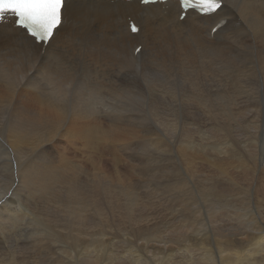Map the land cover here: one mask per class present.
I'll list each match as a JSON object with an SVG mask.
<instances>
[{"label": "bare ground", "instance_id": "1", "mask_svg": "<svg viewBox=\"0 0 264 264\" xmlns=\"http://www.w3.org/2000/svg\"><path fill=\"white\" fill-rule=\"evenodd\" d=\"M180 13L181 10L177 3H168L166 6L152 3L142 6L136 0L114 2L68 0L64 20L47 46L34 43L20 28L0 24V180L4 181V185H0V210L3 212L0 218V264H17L18 262L13 254L16 255L20 242L13 246L14 242L9 241L13 244L10 245L6 240L7 231L18 226L19 214L9 213L11 204L16 198L21 201L26 197V200L41 210H49V208L51 210L52 205L57 207L59 204L60 212L64 215L69 214L73 209L81 218L86 215V208L89 209L88 206L95 203L94 199L92 202L86 197L87 194L84 193L82 186L79 187L75 177L71 174V169L72 171L74 169L66 163L69 161L65 156L67 148L74 146L76 150L80 147L84 154L81 155L82 157H88V155L93 157L95 153L101 155L105 147L109 148L110 143L112 151H115L119 146L131 142V139L140 140L141 134L142 137H147V147L155 151L150 152L149 150L147 154L150 158L155 157L159 162H167L174 158V155L170 154L173 153L174 148H170L171 150L164 148L166 138L163 140L156 136L158 138L148 139V133L139 129L143 119L152 118L158 123V129L185 135L181 139L177 154L194 162L197 153L193 150L199 146L196 142V133L193 136V132L198 127V124L194 123L198 114L194 109L195 105L198 104L200 108H204L209 117H212L214 112L234 113L235 105L238 111L242 109V104L236 96L239 88L247 87L257 77L260 85L264 84V0H223L222 7L212 15H198L190 10L184 19H180ZM128 17L140 25L137 33L130 31ZM222 19H226L225 23L213 34L212 29ZM138 45H142V49L136 54L135 49ZM212 89L214 94H212ZM260 97L259 94L256 100ZM260 100L263 101L262 97ZM263 110L264 107L260 106L253 111L259 116ZM238 113H243V111ZM183 114L185 117L182 116ZM180 121L183 122L181 129H179ZM209 130H211L209 133H212V128ZM55 155H58V159ZM155 158L152 160L156 162ZM243 161V165L247 164L246 160ZM117 173L119 174L114 181L110 182L109 187L106 184L108 187L106 189L112 192L118 183L124 190H128V196H122L120 193L119 196H115L113 193L114 196L106 198L107 204L111 203L115 207L114 210L120 207L121 200H129V203L124 201L127 203L124 206L126 205L125 218L130 221L137 217L136 205L141 198L137 196V190L136 195L133 193L134 190L129 191L131 184L129 178L120 172ZM245 173L248 174L249 171L246 170ZM96 194L94 192L91 195L97 198L98 194ZM261 197L262 200L258 198L260 203L263 201V196ZM98 201L97 199L96 205ZM22 202L20 204H23ZM185 203L184 205L189 207L188 211L198 206L196 200L185 201ZM107 206L106 208L110 207ZM104 207H97L98 209L94 207L95 212L103 213L104 217L106 210ZM209 207L211 209L212 204ZM107 213L106 215H109ZM80 217L78 219H81ZM111 218L114 219V215ZM57 221L59 220L56 219V223ZM255 222L257 223V220ZM77 223L80 222L77 221ZM45 227H47L46 224ZM133 236L140 238L139 235L136 237L134 234ZM143 236L145 237L146 234L144 233ZM147 238L149 239V236L144 239ZM158 239L156 242L153 241L154 238H151L153 242L145 240L146 248L142 246L145 250H148L147 245L157 249L152 253V256H156L153 260L148 262V259L142 257V253L140 255L139 252V255L133 254L139 251L135 249V246H138L136 242L137 244L129 246L128 254L131 253L132 258H127L129 261L119 260L117 264H127V261L136 262V264H154V262L157 264V261H161V264H165L174 261L175 251L185 247V244L176 241L179 248L175 249L174 246L173 248L168 246L172 243V239L171 242H168V239L167 242H159ZM57 241L59 243V240ZM3 242L7 243L6 249L2 248ZM205 243L201 242V245L203 244L201 255L192 252L196 243L194 242L193 246H190V243L180 263L264 264V230L260 232L257 243L254 245L256 247L248 248V250H243L239 244L233 242H219L214 252L209 248H213L212 245L207 247ZM103 244L97 242V246L92 249L85 244L87 251L83 254L79 251L80 256H83L77 257L78 261L75 264L79 261L80 263L77 264H104L103 262L108 260L107 255L99 256L101 253L99 251L105 247L101 246ZM54 245L50 247L48 242L50 248ZM68 246L65 244L63 247L59 246L63 248L61 254L65 257L71 254ZM90 246H92L91 243ZM71 255L73 256V253ZM64 258L58 255L55 264H70V260ZM109 260L115 262L116 258L112 256ZM28 261L30 262L31 259Z\"/></svg>", "mask_w": 264, "mask_h": 264}, {"label": "rangeland", "instance_id": "2", "mask_svg": "<svg viewBox=\"0 0 264 264\" xmlns=\"http://www.w3.org/2000/svg\"><path fill=\"white\" fill-rule=\"evenodd\" d=\"M256 80L249 83L247 87L243 86L239 88V91L237 90L236 92V96L238 97V100H240L239 103L242 104V105L240 104L242 106V109L240 111H243V113H238L240 111H238V107L237 105H235V109H233L234 113L222 112L219 114L217 112H214L212 113V117H209L207 116L206 110L204 108L203 109L202 107L200 108L198 104L195 105L194 109H196L195 111L198 113L195 119L197 120L199 118V120L196 121L194 119V123H196V125L198 124L197 125L198 127L193 132V136H195V133H196V140H197L196 142L199 144V146L193 150L195 153H197V158H195L194 162L186 157H183L177 154V150L181 142V139L185 137V135L181 133L178 134L175 132L172 133V131H165L166 132L165 134L164 131L158 129L159 128L158 123L152 118L146 119V120L143 119L140 123V125L142 126L139 129L140 131H145L146 133H148V139L158 138L156 136H159L162 139L166 138L165 140L163 139L164 145H166L164 148H166L167 150H171L170 148L172 149L174 148L173 153H170L174 155V158L170 159L167 162L165 161L159 162L158 159L155 157L150 158V155L147 154L149 150L150 152H155V151L147 147L148 145V143L146 142L147 137L146 138L142 137L141 134L139 138L140 140L131 139L130 140L131 142H128V144L125 143L124 146H121V147L119 146V148L115 151H112V145L110 143L109 144L110 146H108L109 148L105 147V151L101 153V155L98 153H95L93 154V157H90L89 155L88 157H82L81 155L83 153L80 147L77 148L76 150L74 146H73L74 148L73 147L67 148L65 156L67 160L69 161H67L66 163L67 165L71 166L74 169L73 171L71 169V174L75 177V180L77 181V184L79 185V187L82 186L81 188L83 189L84 193L88 195V196L86 195V197H88V199L92 202L95 201V203L90 204V206H88L89 209L86 208V215L81 218L80 215H78V212H76L73 209H72L73 212L71 211L69 213L72 216H70L69 214H67L68 216L64 215L63 212H60L59 204L57 205L58 208L56 207V205H52V208H51L52 211L50 210V208L49 210L47 209L48 210L47 211L46 209L41 210L33 206L28 200H26L27 199L26 197H24L25 199L24 198L22 199L23 202L22 200L20 201L19 198H16L15 201L11 204L13 207L10 205L11 212L9 213L13 212V213L19 214L17 217L18 226L17 228H14L15 230L9 229V231H7L6 240L9 244L10 242L11 243L14 242V245L10 244L13 246H15L16 244L20 242L19 248L16 249L17 250L16 255L13 254V257H16L17 259L16 261H18L17 264H21L22 261H23L22 264H29V263L31 264L32 262H34L32 264H55L56 257L58 255H61V257L63 258L65 257L64 255L61 254L63 248L62 249L60 248L61 245L63 247L64 244L65 246L69 245L68 248L70 250V253L71 254L73 253V256L70 254V256H67L64 259L67 258L70 260V264H75V262L78 261L77 257L83 256V255L80 256V252H82L81 254H83V252L87 251L85 250L84 245L86 244V246L88 245L89 249H92V247L97 246V242L99 243L101 242V244H103L104 242V244L101 246L103 247L105 246L104 248L102 247L104 251L103 249L102 251H99L101 252L100 254L98 253L99 256L107 255L106 259L108 260L111 259L112 256L116 258L115 262L112 260H109L110 262L108 260H105L103 262L104 264L105 263L111 264V262L112 264H117L119 260L125 261V259L127 258H132L131 253L128 254L129 253L128 250H129L130 244L134 245L136 242L138 243V246H140V248H138V246L136 245L135 249H138L139 251L133 254L139 255L140 253H142V255L141 254L140 255L142 257L147 258L148 259L147 261L149 262L153 260V258H156L154 254H153L154 256H152V253L153 251H155L156 248H154L153 246L147 245L148 250L146 249L147 250L146 251L144 248H142V246L146 248V246H144L146 245L144 244V241L146 240V242H150V241L156 242V239L160 237L161 239H158V241L160 240L159 242H167L166 241L167 239H168V242H171V239H172L173 244L169 243L168 246L169 247L174 246L175 249L179 248L177 242H180L181 244H185L184 248L182 247L178 251H175L176 259L169 263L166 262L165 264H178V261H179V264H181L180 261L184 259L183 254L185 250L187 249V246L190 243H191L190 246H193L194 242L196 243L195 245L196 247L194 246L192 252L196 253V255H201L203 253V250H202L203 244L201 245V242H206L207 247L212 245L213 248L209 247L212 251L216 250L215 249L216 245L219 242H233L237 245L239 244L240 248H243V250H248V248L256 247L254 245L257 243V240L260 236V232L264 230V223H263L264 222V110L262 111V114L259 116L253 111L259 108L260 106L264 107V88H263L264 84L260 85V82L258 80L256 82ZM259 87L261 88L259 89ZM212 94H214L213 89H212ZM238 94H240V96ZM259 94L261 95L263 101L260 100L261 97L256 100V97ZM244 105L245 107L243 108ZM182 116L185 117V114H183ZM183 117H182V121L184 122ZM182 121L179 122L180 126L178 124L179 129H181L183 126ZM210 128H212V133H209L211 131L209 130ZM199 129L200 130L203 129V130L199 132L198 131ZM197 132L201 134L198 135ZM205 132H207L208 135ZM143 138H145V140ZM134 142H137L138 144ZM160 148H163V147H160ZM162 152L165 153V151H162ZM122 155L123 157H121ZM55 156L58 159V155H55ZM152 158L153 160L155 158L156 162L153 161ZM243 160L244 161L246 160L247 164L243 165L242 164ZM110 162L112 164H110ZM159 163H163V164L161 165ZM165 165L166 166L168 165V166L166 167ZM165 168H166V171L164 172ZM161 170L163 172H161ZM246 170L249 171L248 174L245 173ZM225 171H227V173H223ZM117 172H120V174L124 176L126 175V177L129 178L130 183H131L129 187V191L134 190L133 193L135 194V191L137 190L136 194L138 197L141 198L139 199V203L136 205L137 207H136L135 214L137 217L130 219V221L127 218H125V215H126L125 206L126 205L124 206V204L129 203V200L127 201V199L121 198V199H124V201H127V203L120 199L121 208L116 207V209H114L116 211L113 210V208L115 207H113L111 203H109V205L107 204L108 202L106 198L108 196L111 197V196H114V194L115 196H119V193L122 196H128L127 195L128 190H124L122 186L119 185L118 183H117L118 188L117 187L114 188L113 190L114 192L113 191L109 192L108 189H106L109 187L110 182L114 181L115 177L119 174ZM106 184L108 187L106 186ZM0 185H4L3 180H0ZM119 187L121 188L120 190H119ZM182 187L184 189H182ZM182 190L184 191L182 192ZM187 190H189L190 192ZM116 191L118 192V194ZM194 191H195V194H194ZM94 192L95 194L96 193L98 194L97 198H94L93 195H91ZM108 192L111 194L108 195L109 194ZM139 194L142 195V197ZM176 195H178V197H174ZM261 196H263V201H261L260 203L259 199L262 200ZM97 199L99 200L97 202V205L100 204L99 206L96 205ZM193 200H196L198 206H196L195 209L188 211L189 207L185 206L186 205L185 201L187 202V201H193ZM101 201L104 204L101 203ZM20 202H22L23 204H20ZM114 202L119 203V201L117 202L116 200H114ZM142 202H144L145 204ZM148 202L150 203L148 204ZM218 203L222 204L223 206L219 205ZM17 204H19V206H17ZM210 204H212L211 209L209 207ZM107 205L110 207H108ZM14 206L19 207L18 208L19 210L17 209V207H14ZM106 206L108 208H106ZM145 206L146 207L148 206V207L145 208ZM94 207L96 209H98L97 207H104L106 209L104 217H103V213H96L95 212L96 209ZM57 209L58 211H55ZM111 211L113 212V214ZM107 212H111V213H107ZM106 213L109 215H106ZM2 214L3 212L0 210V218ZM45 214H47V216ZM113 215H114V219L111 218L113 217ZM64 216L66 217V219ZM79 217L82 219V221L81 219H78ZM260 218H262L263 221ZM56 219L59 220L57 221V223H56ZM106 219L108 222L106 221ZM133 219L135 220V222ZM42 220L43 222H41ZM255 220H257V223L255 222ZM258 220H259V223H258ZM77 221L80 223H77ZM40 222H41V225H40ZM83 222L84 223L86 222V223L83 224ZM44 223L47 226L45 228H44L45 226ZM53 225L56 227H54ZM183 225H186V226H183ZM96 227L98 229H96ZM57 228L60 230H58ZM71 228L72 230H69ZM144 229H146V231H144ZM136 231H139V232H136ZM35 233L37 234L35 235ZM46 233L48 234V237ZM49 233L51 234V236L49 235ZM141 233L143 235L145 233L146 236H149V239L148 238L144 239L146 238V236L144 237ZM11 234L14 236H12ZM134 234L136 235V237L139 235L140 238L138 237L134 238L135 237L133 236ZM40 235L42 236L39 237ZM175 237L177 238V240ZM36 238L38 239L36 240ZM114 238L116 240H114ZM151 238H154V240L152 241ZM38 240L40 242H38ZM57 240H59V243L60 242L61 243L59 244ZM27 241L29 242L24 243ZM48 242H49L50 247L55 244L56 245V246L54 245L55 248L54 247L50 248L48 246ZM95 242L96 244H94ZM126 242H127V245H126ZM90 243L92 246H90ZM154 244H157V243H154ZM250 244H251V247H250ZM6 247H7V243L3 242L2 248L6 249ZM79 248L82 250H80ZM149 248H151L152 250ZM142 249L147 253V255H145L146 253L143 252ZM8 253L10 254V250H8ZM149 253L151 255H148ZM77 254L78 256H76ZM24 255L25 257H23ZM258 256L260 255L258 254ZM28 257L29 259H31L32 262L28 261L29 260ZM24 259L25 261L27 260L26 261L27 263H25ZM69 260H68V263H69ZM127 260L129 261V259ZM128 261H127V264H131V263L136 264V262L133 263V262H128ZM158 262H160L161 264V261H157V264ZM77 263H80V261ZM154 264L156 263L154 262ZM183 264H189V262L187 263L183 262Z\"/></svg>", "mask_w": 264, "mask_h": 264}, {"label": "snow or ice", "instance_id": "3", "mask_svg": "<svg viewBox=\"0 0 264 264\" xmlns=\"http://www.w3.org/2000/svg\"><path fill=\"white\" fill-rule=\"evenodd\" d=\"M142 2L149 4L156 3L157 0ZM179 4L184 10L195 9L200 13L210 14L222 7L223 0H179ZM67 5L68 0H0V22L12 17L15 25L25 30L35 42L47 43L62 24ZM215 30L214 28L213 31ZM131 31H137L135 24L131 26Z\"/></svg>", "mask_w": 264, "mask_h": 264}]
</instances>
